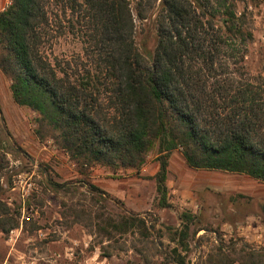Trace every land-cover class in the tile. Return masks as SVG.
<instances>
[{
	"label": "trees",
	"instance_id": "obj_1",
	"mask_svg": "<svg viewBox=\"0 0 264 264\" xmlns=\"http://www.w3.org/2000/svg\"><path fill=\"white\" fill-rule=\"evenodd\" d=\"M132 1L12 0L0 12V69L14 100L37 112L35 132L48 126L78 163L115 170L140 168L157 147L162 207L175 149L191 168L264 181V75L247 67L254 33L243 0H134V10ZM154 9L156 46L146 54L135 17ZM76 31L81 62L46 53L53 37Z\"/></svg>",
	"mask_w": 264,
	"mask_h": 264
},
{
	"label": "rangeland",
	"instance_id": "obj_2",
	"mask_svg": "<svg viewBox=\"0 0 264 264\" xmlns=\"http://www.w3.org/2000/svg\"><path fill=\"white\" fill-rule=\"evenodd\" d=\"M6 3L0 0V12ZM244 7L254 33L247 67L264 75V0L240 1L238 9ZM155 13L135 17V40L146 54L156 46ZM83 45L76 31L53 37L45 50L76 65ZM11 83L0 69V264H264V232L253 237L244 228L249 219L264 222V199L240 193L239 174L191 168L175 149L170 206L162 207L157 147L137 169L78 163L58 147L50 127L42 136L35 132L38 114L14 100ZM184 212L194 215L192 223Z\"/></svg>",
	"mask_w": 264,
	"mask_h": 264
},
{
	"label": "crops",
	"instance_id": "obj_3",
	"mask_svg": "<svg viewBox=\"0 0 264 264\" xmlns=\"http://www.w3.org/2000/svg\"><path fill=\"white\" fill-rule=\"evenodd\" d=\"M237 174H239L237 181L238 183L236 182L235 184L239 186L240 193H245L253 197L264 199V181L255 179L254 177L245 173H237ZM211 178L213 179V175L211 176ZM244 228L253 237L263 236L262 232H264V222L258 219L257 220L249 219Z\"/></svg>",
	"mask_w": 264,
	"mask_h": 264
},
{
	"label": "built area",
	"instance_id": "obj_4",
	"mask_svg": "<svg viewBox=\"0 0 264 264\" xmlns=\"http://www.w3.org/2000/svg\"><path fill=\"white\" fill-rule=\"evenodd\" d=\"M12 0H7V6H9L11 4Z\"/></svg>",
	"mask_w": 264,
	"mask_h": 264
}]
</instances>
